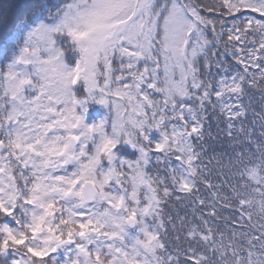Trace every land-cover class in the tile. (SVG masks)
I'll return each mask as SVG.
<instances>
[{
    "label": "snow or ice",
    "instance_id": "snow-or-ice-1",
    "mask_svg": "<svg viewBox=\"0 0 264 264\" xmlns=\"http://www.w3.org/2000/svg\"><path fill=\"white\" fill-rule=\"evenodd\" d=\"M0 264H264V0H0Z\"/></svg>",
    "mask_w": 264,
    "mask_h": 264
},
{
    "label": "trees",
    "instance_id": "trees-1",
    "mask_svg": "<svg viewBox=\"0 0 264 264\" xmlns=\"http://www.w3.org/2000/svg\"><path fill=\"white\" fill-rule=\"evenodd\" d=\"M259 108V105L257 104V109ZM221 128H223V124L220 125ZM213 134L215 135V126L213 128ZM221 145L226 146L224 138H223V134H221Z\"/></svg>",
    "mask_w": 264,
    "mask_h": 264
}]
</instances>
